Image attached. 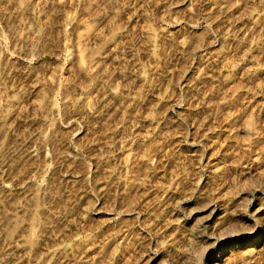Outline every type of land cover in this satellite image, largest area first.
Returning <instances> with one entry per match:
<instances>
[{
    "label": "rangeland",
    "instance_id": "374dc122",
    "mask_svg": "<svg viewBox=\"0 0 264 264\" xmlns=\"http://www.w3.org/2000/svg\"><path fill=\"white\" fill-rule=\"evenodd\" d=\"M13 1H14V5L17 3L16 6L17 5L19 6V4H18L19 0H13ZM99 3L94 5V7H96V8L93 7V11L95 12V10H97L98 12L96 11L95 14H92L90 16L84 15L83 17H81V20H80L81 23L79 24V27L77 29H75L74 31H69L70 29H68V32L70 33V34L68 33V35L70 38L67 35L68 38L65 40V42H67V44L66 43L64 44L65 49L63 50V52H60V53L57 51V49L55 50L56 43L54 41L55 38L53 39V37L56 36V31H57L58 26L60 24L59 23V21L61 20L60 16H58V17L54 16L52 18V20L50 19L49 22L52 21L54 24L52 26L51 25L52 23L48 22L49 23V27H48L47 23H42L41 21L35 22L37 20L34 21V18H32L28 13H23V12L21 13V11H20V13H18L19 15L16 14L17 16L15 15V17L13 18V20L15 22L12 20V23L14 22L13 23L14 26H11L9 30H5V31H4V29H2V30L0 29V41L3 40L4 43L9 44L10 46L12 45L13 42H17L20 46V49H22V50H20L19 55H17V57L8 58V59H10L11 62H7L8 64L6 66L7 73L16 74L18 76L17 79H19V80L11 82L10 85L7 84V88H6V85H0V89L1 88L3 89L5 86V90L1 89L2 92H0V188L2 187L1 185L4 184V178L2 177L3 176V169H2L3 168L2 167L3 162L2 161H9V163H10V161L12 160V165H13L16 161L17 162L19 161V157H20L21 153L26 154V150H29L28 153L30 152V154L32 156V157H29L30 161L28 160L29 162L28 163L26 162L24 164L25 169L27 171L29 170L28 171L29 173L25 174V170L23 169V170H21V172H18L19 174L17 172L15 174H13L12 179L7 180V182H11V183L16 182L18 184V186L14 187L13 192H12V196H10V198L8 200L10 203L9 202H8V204L6 202L3 203L6 200H5V198L2 199L3 196L0 195V203L2 202L0 204V228H1L0 229V239H1L0 240V254L2 252V247L4 245L2 238L5 237V233H6L7 228L9 227V223H10V227H11V225H14V223H15L13 215H10V214H13V212L12 213L10 212L11 210L13 211L14 208H16V209L21 208L18 210L19 212L21 211L20 213L18 212V214H19L18 216H22L20 218H22V220L25 221L24 223L22 221L21 225H20V226H23L22 228L24 230L23 234L19 235L20 236L19 239L21 238L20 239L21 243H23L22 240H24V238H26L25 236L28 235V233H27V229L29 227L28 225L34 224L35 227L40 226V228H38V229L36 228V231H38L36 234H37V236L39 235L38 238L40 239V242H41V243H39L40 245L38 244L39 246L37 247V249H39L38 253H40V256L38 254L37 257H35V256L33 257L32 253L30 251V248L28 246H26V248H24V250H22L24 253L22 252L20 254L21 256H17L15 259L17 262L20 261L21 264H25L26 262L28 264H30V262H31V264L32 263L33 264H44V263L45 264H61L63 261L60 262L59 259L61 257L66 256V255H67V258L65 257L64 259L65 260L67 259V262L69 260L70 264H73V263L74 264H123V263L124 264H131V261L133 264L134 261L136 260V258H138L140 255V254L137 255V253H139L138 252L139 248H141L140 246H143V244L145 245V243L148 240H150V239L157 240L158 246L161 245L160 242H162V240H163V238H161V237L164 234H161V232L158 231V229H155L154 226L149 225L151 223V221L154 219H152V217H151V220L149 221V219L147 220L146 217H144V215L141 216L142 217L141 220H137V218H135L134 215L127 216L125 213H122V209H121L122 202L127 203L129 200V196H131V194H134V192L131 190H134L135 184L138 183V179H140L142 176L141 174H144V173H141V171L143 169L140 170V168H142V166L145 167L148 164L149 165L153 164L151 160H153L152 157L154 154L159 153L161 156L160 158H163V160H166V159L169 160L168 157H171V155H172V157L170 158V161H172L174 159L173 161L175 163L172 161V164L173 165L175 164V166L177 165L178 167L179 166L182 167L183 165H185V164H183V162H184L183 160H186L185 161L186 165L188 166L189 169H191L192 166H190V165H193V164H190L191 163L190 160H192V159H190L191 157L189 156V154H190L189 148L185 146L186 144H182L184 146L181 145L182 146V147L180 146L181 148L179 146L173 145L174 141L175 142L178 141L177 137H175V136L177 135L176 130H179V129L177 127L176 128L174 127L176 125L175 123H180V122L189 123V122H191L193 117H195V116L200 117L199 115H201L200 119L201 118L203 119V116H204V118L207 117L206 119H209L211 117V115H212L211 118H213V114L216 113L217 105L219 104V102H220V104H222V103L223 104H233L231 111H233V110L238 111V112L241 111L240 113H242V115H244V116L246 115L245 118H247L248 116H251V114L255 113L254 115L256 117L253 118L254 116L252 115L251 118L254 119L253 121H255V122H253V124L256 125V126L255 125L254 126L259 131L258 136H257L258 138L257 137H255L256 139L253 138L254 141H252V142L251 141L250 142H243V140L241 142L240 141L241 139H239L240 142H238V140L236 141V139H234V141H233V139H232L233 142L231 141V146L234 147L235 149H237L238 152L240 151L242 153V151H245L244 148H246L247 145H251V148L256 149L257 154L253 152L249 156V158L247 157V160H248L247 161L245 159V157H239V156H242V155H240L241 153L240 154L238 153L239 155L237 153H234V156L237 157L236 159L240 160V162H238L237 160L236 161H237V163H240V166H242V169H243V167H249V169L251 168L250 169V177L254 180L258 177L259 173L261 174L262 171L264 172V167H263L264 166V164H263L264 158L262 157L264 155L263 154L264 151L262 149V148H264V147H262V146H264L263 145L264 144V142H263L264 141V108H263V106H264V91H262L264 89V82H262L264 79V0H110V1L109 0H100ZM82 4H84V5L81 6V9H83L84 6L89 7L88 4H86L87 6L85 5V3H82ZM102 8H103V10H102ZM81 9H80V11H81ZM226 9H228V10H226ZM225 10H226V12H225ZM106 11H107V13H106ZM227 11H229V12H227ZM67 12H68V14L71 15L72 12H74V11H72V9L70 8L68 11H66V13ZM249 12L253 13V14L250 15ZM230 14H232L234 16H232V15L230 16ZM25 15H28V16H25ZM218 15L220 18L218 17ZM255 15L257 17V20H256ZM236 16H238V17H236ZM244 16H245V18H244ZM247 16H249V17H247ZM250 16L251 17L253 16V19L256 20V23H253V20ZM217 17L219 18V20ZM233 17H235V18H233ZM216 18L218 21H215ZM228 18L230 20L229 24L226 23V22H228V20H227ZM236 18H238V19H236ZM28 19H29V21H28ZM239 19L241 20V22H239L240 21ZM247 19H249V20H247ZM102 20H104V21H102ZM219 21H222V22H219ZM231 21L233 23L235 21L234 26H233V23ZM216 22H218V25L225 23V25H227L228 28L231 29V33H230L231 35L229 37L224 36V35L219 36L218 33H216L217 32L216 29L218 26L216 24ZM29 23H30V25L34 24L33 25L34 27L32 28V26H30ZM40 24H43V25H40ZM98 24H100V25H98ZM101 24H102V27H101ZM121 24L123 26L126 25L127 26L126 29H124ZM241 24H243V25H241ZM244 24H245V26H244ZM246 25L247 26L249 25V28H246ZM56 26H57V29L55 30ZM26 27H27V30H26ZM89 27H90V29H89ZM38 28H40V29H38ZM43 28H45V29H43ZM214 28H216V29H214ZM11 29H13L12 31H14V32L10 31ZM239 29H242L243 33H246V35H248V34L249 35L245 37L244 36L245 34H242L241 36H238V38H236L237 33H233V32L238 31ZM8 31L11 33H9ZM46 31H47V34H46ZM2 32L5 33L4 37L2 36L3 35ZM52 32H54V33H52ZM99 32H100V34H99ZM253 32H255V33L258 32V33L254 34ZM83 34H86V35H83ZM90 34H92V35H90ZM208 34L210 36H212V35L216 36V40H217L216 45L217 46L213 49V51L215 49H216V51H222V52L224 51L225 56L227 54L226 58L230 55L229 56L230 58L229 57L227 58L228 61L230 59V61L232 62L231 63L229 61L230 66L225 67L223 64V62H225V61H223L222 58L221 59L219 58V60H217L216 62H213L215 64L211 63L210 65H206L204 62H202L203 61L202 60L203 58L201 57L202 53L200 52V49L198 50L197 44L199 42L200 43L203 42V40L208 36ZM250 34H252L253 36H251ZM47 36H49V37H47ZM84 36L85 37L91 36L92 42L90 45L92 46V44H93L92 47H94V48L97 47V49H99V47H103V46L107 47L110 45L111 40L112 41L115 40L117 45H118V49H117V53H116L115 57H113L114 59L113 58H112V60L105 59V56H104L105 54L102 53V52H104V50L103 51L102 50L101 51H94L95 50L94 49L92 51L91 46H90V48L89 47L86 48L85 44H83L84 39H85ZM222 36L225 37L226 40ZM40 37H41V39H40ZM243 37H244V39L247 40V42H246V40L243 39ZM79 38H80V40H79ZM228 38L231 42L228 41ZM248 38H251L252 40L248 39ZM43 39H45V40L43 41ZM39 40H40V42H39ZM108 40H109V42H108ZM183 41H185V42H183ZM195 41H196V43H195ZM238 42H239V44H236ZM181 43H183V44H181ZM190 43L192 44L193 47L190 45ZM229 43H231V44H229ZM240 43L241 44L244 43V44L241 45ZM253 43H255V45ZM234 44H236L238 46H236ZM82 45H84V46H82ZM185 45L187 46V49H186ZM40 47H41V49H42V47H46L47 51H45L44 53L43 52L40 53V55L38 54L37 57H35L32 61L31 60L27 61L26 59H24V56L26 54H28L32 50L36 51V50L40 49ZM243 47L246 51L242 50ZM251 47H253L254 50ZM50 49L52 50V52ZM235 50H236V52H235ZM241 50H242V52L244 51L243 53H244V56H246V57H244V56L242 57L243 54H242ZM247 50L249 52L248 56H247V53H248ZM237 51L240 53H238ZM253 51H254V53H253ZM81 53H83V54H81ZM195 53L198 55H196ZM53 54H55V55H53ZM133 58H135L134 61H133ZM81 59L82 60L85 59L83 62H84V64H86L85 65L86 68H89V67L90 68H102L101 72L99 74L94 73V75H92L93 77L91 75H89L90 76L89 77L87 74L80 72L79 68L82 67L81 66ZM86 59H87V61H86ZM244 59H246V61ZM243 60L245 61V64H244ZM198 61H200L201 63ZM134 63L136 64V67L139 70L138 72L133 71V68H135ZM216 63L218 65L220 64V66H218ZM1 64H2V66H1ZM232 64H234V66ZM3 65H4V62L2 60H0V68L3 67ZM221 66H224V67H221ZM210 67L211 68L212 67L213 68H215V67H217V68H236L237 67V68H242V69H240V72H242V73L238 72L237 75L232 73L230 75L231 80H229L228 78H225V80H223L224 79L223 77H222L223 79L221 77L219 79H216L215 81L218 80L217 83H215V82H213V83L218 85V88H217V86H216V88L219 89V91H218V94H217L216 99H215V102L217 100L218 101H217V103L214 104L215 106H213V108H215V109L207 108V110H206V108L205 109L203 108L201 111L196 110L194 107H192V105L190 107L188 105L191 98L194 97V94H192V88L190 89L189 88L190 86L184 87V85H182L180 83V80L177 79V78L180 79V77H181L180 72H182V69H180V68H183V69L186 68L187 73L190 70L188 73V75H190L191 73L192 74L195 73L192 68H210ZM244 68H245V70H244ZM247 68H248V71L246 72ZM253 68H256V69H253ZM258 68L260 69V71ZM250 72L252 75L250 74ZM256 72L258 75L256 74ZM134 73H135V76H134ZM177 74L180 77H178ZM52 75L57 77V84L53 87L50 84H48L49 83L48 77L50 78V76H52ZM38 76H39V79H38ZM44 77H46V79ZM235 77L238 79H236ZM31 78H35V79H31ZM36 78H37V80H36ZM246 78L247 79L250 78V79L246 80ZM259 79H261V80H259ZM61 80H62V82H61ZM67 80H68V82H67ZM240 80L241 81L243 80L242 81V88L240 90L243 89L242 91H244V92H242V91L240 92V90L239 91L237 90L238 89L237 84L241 85ZM245 80H246V82H245ZM255 80H256V82H255ZM32 81H33V83H32ZM35 81L37 84L36 83L34 84ZM226 81H227V83H226ZM219 82H222V83H219ZM243 82H245V83H243ZM260 82H261V85L259 84ZM246 83H248V84H246ZM255 84H256V86H255ZM257 84H259L260 86H257ZM177 85H179V86H177ZM180 85L183 87H180ZM232 85L237 86V89H235V90L238 92H236V91L234 92V90L232 91V90L226 89ZM245 86L249 87V89H250V87L252 89H254V86H255V88H256L255 91L257 90V92L250 89V91L251 90L252 91L247 93V91H249V89L247 88V91H245L246 90ZM260 87L263 89H260ZM223 88H225L226 90H224ZM7 89H8V91H7ZM28 90L31 91L32 93L31 92L28 93L29 92ZM182 90H183V92H182ZM186 90H187V92H186ZM24 91H25V93H24ZM228 91L229 92L231 91L232 93H229ZM261 91L263 92V94L261 93ZM6 92H7V94H6ZM180 92H181V94L182 93L183 94L181 95ZM189 93H191V95H189ZM228 93H229V95H228ZM240 93H242V94H240ZM246 93H247V95L243 96L245 101L241 102V101H243L242 95H244ZM251 93L252 94L258 93V94L252 95ZM259 93H261L262 95ZM224 94H226V95H224ZM235 94H237V95H235ZM25 96H27V97H25ZM251 96H252V98H251ZM188 97H189V100H188ZM220 97H222V98L226 97L225 99L229 98V100H232V102L228 101V99L227 100H225L224 98L220 99ZM249 97H250V100L251 99L255 100V98L257 100H255V101L251 100L250 101ZM260 98H262V99H260ZM28 99L30 100L29 102H28ZM184 99H185V101H184ZM233 99H236V100H233ZM246 99H247V101H246ZM24 100H27V101H24ZM33 101H34V103H33ZM221 101H222V103H221ZM234 101H237V102H234ZM238 101H240V103ZM90 102H91V104H90ZM225 102H227V103H225ZM259 102H261V103L259 104ZM134 103H135V105H134ZM142 103H144V104H142ZM180 103H182L183 105H180ZM220 104L218 105V108H219V106L220 107L222 106ZM242 104L244 107H247L250 109L246 108V112H244L245 110H244ZM253 104L256 106H254ZM15 105H16V107H15ZM19 105L23 109H26V107H27L28 108L27 112L20 115L19 116L20 118L19 117H16V118L13 117V119L12 118L9 119L10 122L7 120L6 123H4L5 122L4 116H6L10 110L19 108L20 107ZM23 105H24V107H23ZM32 105H33V107H32ZM178 105H180L181 107ZM185 106H186V108H185ZM9 107L10 108L12 107V108L10 109ZM254 107L256 108L254 113L249 114L252 109H255ZM238 108L239 109L242 108V109L239 110ZM140 109L142 111H140ZM208 109L211 111L210 113H212V114H210L208 112L209 111ZM212 110H214V111L212 112ZM197 111H199L201 113H198ZM50 112H52V113H50ZM139 112L141 113L140 116H139ZM192 112H194L195 114ZM205 112H207L206 115H205ZM151 113L152 114L154 113L155 116H154V114L152 115ZM183 113H184V115H183ZM189 113H190V115H189ZM202 113H204V114L202 115ZM135 114H137V115H135ZM187 114H188V116L184 117ZM134 115H135V117L133 118ZM145 116L148 118H144ZM163 116H165V117H163ZM151 117H154V118L150 119ZM189 117L191 120L189 119ZM130 118H131V120H133V119L134 120L137 119L136 121L139 120L138 123H141V124L144 123L143 125H144L145 131H147V133H145V135H144V130H143L142 135L137 134L139 136H137V135L131 136L130 130H129L131 128V125H132L130 123L131 122ZM140 118H141V120H140ZM184 119H186V120H184ZM148 120L152 123H149ZM158 120H160V122ZM176 120H178V121H176ZM5 124H7V125H5ZM149 124L151 126H149ZM170 124H171V127L169 126ZM146 125H148V126L146 127ZM114 128L118 129L120 132L121 131L124 132V133L121 132L122 134H120V135H122L119 137L121 139V141L119 140L118 142L117 141L115 142L114 138L110 137V136H113V134L110 135V133H113L112 131L115 130ZM115 131H117V130H115ZM259 133H261V134H259ZM146 134H147V136H146ZM162 134H164V135L161 136ZM167 135H169V136L171 135L170 136L171 138ZM136 137L138 140L136 139ZM166 137L168 139H166ZM111 138H113V142H112ZM172 140H174V141H172ZM255 140L257 143L255 142ZM130 141H131V143H130ZM184 142H186V141H184ZM46 143L48 145H46ZM110 143L111 144L114 143V144L111 145ZM232 143H234V144H232ZM241 143H242V145H241ZM255 143L257 145H259V147L258 146L256 147V145L253 146ZM101 144H108V145L110 144L109 146L106 145L108 147L116 146V145H117V147H119L118 145H120L121 149H116L115 153H117V154H115V153L112 154V155H114V157H113L114 160L112 161L113 164H111V165H114V166L116 165L115 166L116 168L112 166V170L114 171V173H113L114 178H112V180H110V181H109V178L102 179V181H100V183L99 182L96 183L94 181L93 174L91 173L92 171H90V169L95 170L98 163L101 162L100 160L104 161L105 159H109L108 156L110 157L109 153H107L108 156L106 154L107 158L105 156H104L105 157L104 158V157L99 155V148H97V147H99ZM168 144L169 145L171 144L172 146L168 147L169 146ZM235 144H236V146H233ZM43 145H46V146H43ZM163 145H165L166 147ZM40 147L41 148L43 147V148L41 149ZM242 147H244V148H242ZM171 148H173V149H171ZM234 148L232 149V151L234 150ZM257 148L258 149L261 148L260 151L263 152L262 153L263 155L261 154V157L263 158L262 160L260 158H258V156L260 157L261 152H257ZM22 150H23V152H22ZM159 150H160V152H159ZM17 151L21 152V153L18 154ZM31 151L34 154H32ZM168 151H170V152H168ZM174 151H177L176 152L177 154ZM180 151H182V152H180ZM185 151H187V152H185ZM97 152H98V154L96 155ZM10 153H12V155ZM94 153H95L96 157L94 156ZM166 153L169 155H165ZM178 153H179V158L177 156ZM185 153H187L188 155ZM35 154L36 155L39 154L38 155L39 157H37ZM135 154H137V155H135ZM183 154H184V156H183ZM235 154H237V155H235ZM34 155L36 158L34 157ZM173 155H176L175 158L173 157ZM98 156L100 157L99 159H98ZM147 156H148V158H147ZM166 156H168V157H166ZM255 156L257 157V159H255ZM8 157H9V160L7 159ZM33 157H34V159H33ZM182 157L183 158L185 157V158L182 159ZM251 157H254V158H251ZM12 158L15 160V162L13 161ZM31 158H32V160H31ZM63 158H66V159H63ZM164 158H166V159H164ZM241 158H243V159H241ZM69 159H70V161H69ZM255 160H257V161H255ZM261 161H263V162H261ZM96 162H97V164H95ZM132 163L134 164V166L136 168H139L140 165H141V167L138 170L136 168H134L135 170H130L131 172H129V171H127V169H128L127 167H129V165H133ZM254 163H255V165H254ZM257 163L258 164L260 163L259 165L262 166V167H260V169H262V171H260V172L258 171V169L256 167L258 165ZM137 166H139V167H137ZM180 167L178 168L179 172L181 171ZM197 167H199V166L195 163V165H193L191 170H197L198 172L197 171H195V172H196V174L197 173L199 174V175H197L198 176L197 178H195V176L193 177L194 180L201 178L203 181V184L201 185L202 187L199 188V190H201V188H203V190H202L203 196L206 193L209 194V195L206 194L204 197L211 198L213 200L214 204L215 203L218 204L220 202L218 205H221L222 208L229 207L230 205L232 206V204L237 206V207L240 206L242 208V210L238 207V212L236 215L237 217L234 216L233 219L237 220V221L236 220H234V221H236L239 224L240 229H241V227H243V228L245 227L246 229H248L247 231H245L246 229H243V231H245V233H251L254 229L255 218L252 214V209H248L246 207L244 208L245 205L242 207V205L246 204V203L243 200L244 196L240 193L241 189L244 187L243 184L245 183V181L241 179L242 182L240 181L239 184L242 183L241 186L243 185V187H241L238 184L239 185L238 188H237V186H235L233 184V182H232V184H230V186L229 185H223L220 181H218V180L214 181L215 179L214 178L212 179V175L209 174L210 170L207 171L208 169H205L206 167L203 166L205 170L202 167L201 168L202 171L200 170V167L199 168H197ZM253 167H255V168H253ZM189 169H188V171L192 172ZM43 170H45V171H43ZM47 171H48V173H47ZM42 172L45 173V177L43 175L44 173L42 174ZM136 172H138V173H136ZM180 173L183 175V177H185L184 176L185 174H183V171H181ZM256 173H258V174H256ZM16 174H17V176H16ZM90 175H92V176H90ZM207 175H209V176H207ZM251 175H253V177ZM35 176H37V177H35ZM199 176H201V177H199ZM16 177H17V179H16ZM134 177H135V179H134ZM136 177H137V179H136ZM205 177H207V178H205ZM129 178H132V179H129ZM44 179L46 180V182L50 181L52 184L50 182L49 183L47 182L49 184L48 185L46 182H44ZM252 179H251V181H253ZM257 179H259V178H257ZM104 181L107 183L108 186L105 185ZM114 181H116V182H114ZM213 181L216 184H214ZM109 182H111V183L109 184ZM192 182H194V181H192ZM208 182H211V183H208ZM217 182H220V183H218L219 185H217ZM16 183H14V184L17 185ZM44 183L46 184V187H47V188L44 187V190L46 189L45 190L46 192L43 191L44 193H41L42 191L39 192L37 189H40L39 188L40 184L43 185ZM133 183H135V184H133ZM73 184H74V188L75 187L79 188V187L85 186L86 187V193L95 202V206L97 205V208L102 206L100 208H102V210H105L104 213L109 211V213L108 212L107 213L109 215L110 221L99 220L100 216H98V214L96 213L97 212L96 208H95V206H93L94 209L92 208L90 210L91 211L89 214L90 217H88V220H87V223L89 222L90 224L89 223L87 224L86 222L84 224L82 223L83 225L80 223H76L75 224L76 226L74 225V227H72V229L70 231L66 230L67 235L65 234V237H64L66 239L63 238L61 240L55 241L56 236L59 235L58 233H61V232L63 233L64 229H65V227H64L65 224L63 222L64 221L63 214L65 213V210L66 211L69 210L72 213L75 211L74 212L75 215L76 214L78 215V213H79L77 211V209L74 206H72V204H70L68 202L66 203L64 200H62L63 202L60 201L62 199L64 189L67 188L68 186H69L68 188L73 187ZM102 185H104L105 187L101 190V188L103 187ZM207 185H209V186H207ZM212 185H213V187H212ZM222 185L225 186L224 187L225 189H226V187H228V188L230 187L229 191H231V189H232L233 192L231 191L232 192L231 194H224V193H230V192L228 191V189L226 192V190H224V188L221 187ZM218 186H219V188H218ZM187 187H185V188H187ZM189 187H190V185H189ZM189 187L187 188V190L189 189ZM185 188L183 190V192L185 194L182 192V194L180 195L181 199H183L184 197L189 195L188 192H190V191H187ZM207 188H209V190ZM235 188H237L236 192L238 191V189L240 190V192L238 191L237 194L235 192L236 195L233 196L234 191H235L233 189H235ZM155 189L152 187L150 189V191L153 192V191H155ZM204 189H206L205 191H207V192H205ZM217 189L219 191L220 190H222V191L219 192ZM129 191H131V192H129ZM150 191H149V195L151 193ZM208 191H210L211 194ZM223 191H224V193H223ZM14 192H15V194H14ZM32 192H34V193L37 192V194H34ZM38 193H40V195ZM128 193H130V195ZM154 193H156V192H154ZM220 193L224 194V195H221ZM31 195H33V196H31ZM37 195L40 196V197H38L39 198L38 200L45 207L42 205L41 206L39 205L37 212L35 211L36 212L35 213L33 211L36 214V216H37L36 217L34 213L32 214L28 211L30 208L31 209L33 208L35 210V207H31V205L33 206L32 200ZM41 195H42V197H41ZM149 195H147L148 199H149V200H147V202L150 200H151V202H149V203L145 202V203L149 204V205H147V204L146 205L149 207L148 208L149 213H151V212H153L151 209L155 208L154 206H156V203L158 201V197L156 196L157 197L156 198L155 194L153 196V193H151L153 198L150 199L151 195L150 196ZM225 195H229V197L225 196ZM16 196H18V197H16ZM222 196L223 197L225 196L226 199L222 198ZM236 196H237V198H236ZM27 197H31V199L30 198L28 199ZM126 198H128V199H126ZM29 200H31V201H29ZM153 200H156V202ZM215 200L216 201L218 200V201L215 202ZM241 200H243V201H241ZM120 201H122V202H120ZM235 201L237 203H234ZM16 202H17V204H16ZM26 202L27 203L29 202L30 204L29 203L26 204ZM56 202H58L59 204L57 203L58 204L57 205ZM227 202H231V203L228 204ZM12 203L16 204V205L14 204L15 207L13 206ZM41 203H39V204H41ZM240 203H241V205H240ZM3 204L5 207L7 206V208H5L3 206ZM20 205L23 206L24 208L21 207ZM68 205L70 206V208L68 207ZM152 205H154V206H152ZM12 206H13V209H11ZM56 206H57V209H56ZM60 206L61 207L63 206V207L61 208ZM177 206L175 209L176 210L175 211L176 217L169 218V216L171 217V215L165 216L168 218L163 217V219L164 218L166 219V220L164 219L165 220L164 224H166L168 226L169 231H167V232L168 233L170 232L169 235L172 234L169 238L166 239V241H168L167 242L168 243L167 248L169 250L168 254H170V256H172L171 259L174 258V260H176L178 258L179 259L182 258L184 260H188V259L190 260L191 259L193 261L195 259L194 255H196V252H198V250L201 249L202 244H200V243L197 244L198 243V242H196L197 240L194 239L192 230L190 231L191 225L192 224L197 225V223L201 222V224L199 223V225L201 227H199V225L197 227H199L201 229H206V231H209V229L207 227L205 220L204 221L200 220V219H202L203 215L201 214L200 211H198V207L196 204L193 203L191 205H188V207L182 205L183 209H182L181 205H177ZM27 207H29V209ZM42 207H44V209ZM72 208H75L74 211ZM141 208H142V206H141ZM195 208L197 209V211L195 210ZM243 208H244V210H247L246 213H245V211H243ZM7 209H9V211H7ZM22 209H23V211L26 210V212L22 213L23 212ZM40 209H42L41 211L44 214L43 213L41 214V211H39ZM190 212L192 213V215ZM29 213H30V215H28ZM38 213H40L41 215ZM239 213H240V215H239ZM33 215H34V217H33ZM56 216L59 219L56 218ZM24 217H26L25 218L26 220L24 219ZM27 217H29L30 220H29V218L27 219ZM31 217H33V218H31ZM199 217H201V218L199 219ZM34 218H36V220ZM61 218H63V221H61L62 220ZM111 219H113V220H111ZM28 220L30 223H28ZM47 220H48V222H47ZM55 220L58 222L61 221L62 225L63 224L64 225L61 226V222H59V224H58L59 228L56 227L55 226V222H56ZM167 220H168V222H167ZM3 221L6 223H4ZM102 221L104 223L100 224V223H102ZM131 222H134V223H131ZM171 222H173V223H171ZM125 223H127L128 228H127V225ZM130 223H131V225H130ZM136 223L141 224V226L139 224H136ZM162 223L163 222H161V224ZM42 224H44V225H42ZM95 224H97V225L95 226ZM132 224L134 226H132ZM161 224H160V226H161ZM168 224H170V225H168ZM240 224H242L243 226ZM54 226L56 227L55 228L56 231L53 228ZM119 226H121V227H119ZM131 226H132V229L129 228ZM25 227H27V228H25ZM114 227H115V229H114ZM133 227H134V229H133ZM202 227H204V228H202ZM41 228H42V230H41ZM99 228H100V230H99ZM86 230H88L89 232L88 231L86 232ZM151 230H152V233H150ZM176 230H177V232H176ZM263 230H264V228L260 229L259 232L263 231ZM118 232H119V234H118ZM125 233H127L128 235L127 234L125 235ZM168 233H166L167 236H168ZM77 234H79V236ZM156 234L157 235L159 234V237ZM189 234H191V236ZM129 235H130V237H128ZM69 236H70V238H69ZM155 236H156V238H155ZM244 237L241 238V240H243V241H239L236 248L235 247L234 248H231V247L226 248V252H225L226 253V260H224L225 262L220 261L221 264L222 263L223 264H264V240L260 239L258 242H255V244H253V245L252 244L247 245V244H245L246 238H244ZM190 238L193 240V242ZM247 238H248V240L250 239L249 236ZM172 240H174V241H172ZM187 240H189V241H187ZM126 242H128V243H126ZM190 243H191V245H190ZM55 244L57 245V247H55ZM88 244L90 246H88ZM196 244L198 246H200V245L201 246L199 248H196L197 247ZM193 245L195 246V248ZM134 247L136 248V250L134 249ZM160 247L161 246H159L157 249L159 253L164 248V247H161V248ZM183 247L186 248L185 251H184ZM187 247L189 248L188 252H186ZM130 249L132 251H130ZM181 249L183 250V252ZM41 250L43 251V253L41 252ZM55 250H58V251H55ZM179 250L181 253L179 252ZM190 250H192V251H190ZM216 250L217 249H215L214 251H216ZM28 251H30V252H28ZM119 251H121V252H119ZM129 251L131 252V254ZM214 251H211V254L213 257L216 255V253ZM172 252H173V255H175V256H176V253L177 254L179 253V254L175 258V256L173 257V255H171ZM189 252H191V253H189ZM192 252H193V254H192ZM122 253H124V254H122ZM128 253L130 255L134 254V257H133L134 259L132 258L134 261L131 259L132 256L130 257V255H128L129 257H127ZM152 253H156V251H154ZM24 254H25V256H24ZM54 254H56V256ZM59 255H61V257ZM81 255H83V256H81ZM110 255H112V257H113V255H115L113 257V261L109 259L111 257ZM182 256H184V257H182ZM188 256H190L192 258H190ZM236 256H238V257L236 258ZM22 257H24V258H22ZM28 257H29V259H28ZM26 258L28 260L25 261L24 259H26ZM130 259H131V261H130ZM135 263L137 264L138 261H135Z\"/></svg>",
    "mask_w": 264,
    "mask_h": 264
},
{
    "label": "bare ground",
    "instance_id": "6f19581e",
    "mask_svg": "<svg viewBox=\"0 0 264 264\" xmlns=\"http://www.w3.org/2000/svg\"><path fill=\"white\" fill-rule=\"evenodd\" d=\"M110 1V0H109ZM100 2V0H19V6L17 5L16 6V4L14 5V1L13 0H0V29L2 30V29H4V31L5 30H9L10 29V27L11 26H14L13 25V23L15 22L14 20H13V18L15 17V15L16 14H18V13H20V11H21V13L23 12V13H28L32 18H34V21L35 20H37V21H35V22H38V21H41L42 23H47V25H48V27H49V23L51 22L52 24V26H53V22L52 21H50L49 22V20L51 19L52 20V18L54 17V16H56V17H58V16H60L61 17V20L59 21V26H58V29H57V26H56V28H55V30L57 29V31H56V36H54L53 37V39H54V41H55V43H56V46H55V50L57 49V51L60 53V52H63V50L65 49L64 48V44L66 43L67 44V42H65V40L69 37V35H68V29H70L69 31H74L75 29H77L78 27H79V24L81 23V17H83L84 15H92V14H95V12L97 11V10H95V12L93 11V7H94V5H96V4H98ZM82 3H85V5L86 4H88L89 5V7H85L84 6V8L83 9H81V6H83L84 4H82ZM100 4V3H99ZM105 4V3H104ZM87 6V5H86ZM228 6V5H227ZM106 7V6H105ZM72 9V11H74V12H72V14L70 15V14H68V12L66 13V11H68L69 9ZM81 9V11H80V9ZM94 8H96V7H94ZM107 8V7H106ZM110 9V8H109ZM232 9V8H231ZM102 10H103V8H102ZM123 10V9H122ZM226 10H228V9H226ZM226 10H225V12H226ZM230 10V9H229ZM113 11V10H112ZM111 11V12H112ZM98 12V11H97ZM102 12V11H101ZM109 12V11H108ZM224 12V13H225ZM227 12H229V11H227ZM106 13H107V11H106ZM236 13V12H235ZM250 13V12H249ZM112 14V13H111ZM122 14V13H121ZM251 14H253V13H250V15ZM19 15V14H18ZM21 15V14H20ZM128 15V14H127ZM232 14H230V16H231ZM17 16V15H16ZM25 16H28V15H25ZM24 16V17H25ZM232 16H234V15H232ZM254 16V15H253ZM253 16L251 17L252 18V20H253V23H256V20H257V17H256V15H255V17H256V20H254L253 19ZM122 17V16H121ZM218 17H219V15H218ZM217 17V18H218ZM236 17H238V16H236ZM242 17V16H241ZM247 17H249V16H247ZM28 18V17H27ZM111 18V17H110ZM126 18V17H125ZM217 18L215 19V21H218L219 20V18H218V20H217ZM233 18H235V17H233ZM244 18H245V16H244ZM83 19V18H82ZM214 19V18H213ZM236 19H238V18H236ZM235 19V20H236ZM12 20L14 21L13 23H12ZM228 20V22H226V23H228L229 24V18L227 19ZM232 20V19H231ZM240 20V19H239ZM238 20V21H239ZM247 20H249V19H247ZM251 20V19H250ZM22 21V20H21ZM24 21V20H23ZM28 21H29V19H28ZM96 21V20H95ZM102 21H104V20H102ZM125 21V20H124ZM237 21V20H236ZM244 21V20H243ZM17 22V21H16ZM49 22V23H48ZM56 22V21H55ZM111 22V21H110ZM219 22H222V21H219ZM225 22V21H224ZM232 22V21H231ZM230 22V23H231ZM239 22H241V20L239 21ZM245 22V21H244ZM243 22V23H244ZM83 23V22H82ZM233 23V22H232ZM234 23H235V21H234ZM233 23V26L235 25ZM247 23V22H246ZM245 23V24H246ZM261 23V22H260ZM39 24V23H38ZM126 24V23H125ZM215 24V23H214ZM216 24L218 25V22H216ZM220 24V23H219ZM237 24V23H236ZM245 24H244V26H245ZM248 24V23H247ZM27 25V24H26ZM29 25H30V23H29ZM34 24H32V25H30V26H32V28L34 27L33 26ZM40 25H43V24H40ZM97 25V24H96ZM98 25H100V24H98ZM113 25V24H112ZM122 25V24H121ZM241 25H243V24H241ZM51 26V27H52ZM123 26V25H122ZM29 27V26H28ZM50 27V28H51ZM55 27V26H54ZM101 27H102V24H101ZM107 27V26H106ZM112 27V26H111ZM126 25H124L123 26V28L124 29H126ZM215 27V26H214ZM243 27V26H242ZM253 27V26H252ZM255 27V26H254ZM53 28V27H52ZM51 28V29H52ZM122 28V29H123ZM234 28V27H233ZM244 28V27H243ZM246 28H249V25L247 26L246 25ZM245 28V29H246ZM15 29V28H14ZM30 29V28H29ZM38 29H40V28H38ZM43 29H45V28H43ZM47 29V28H46ZM89 29H90V27H89ZM123 29V30H124ZM214 29H216V28H214ZM13 29H11L10 31H12ZM26 30H27V27H26ZM48 30V29H47ZM50 30V29H49ZM212 30V29H211ZM217 32L216 33H218V35L220 36V35H224V36H230L231 34V29L230 28H228V26L227 25H225V23L224 24H220V25H218L217 26ZM244 30V29H243ZM248 30V29H247ZM256 30V29H255ZM41 31V30H40ZM43 31V30H42ZM52 31V30H51ZM96 31V30H95ZM235 31V30H234ZM254 31V30H253ZM257 31V30H256ZM259 31V30H258ZM9 32V31H8ZM12 32H14V31H12ZM45 32V31H44ZM49 32V31H48ZM125 32V31H124ZM212 32V31H211ZM3 33V32H2ZM7 33V32H6ZM9 33H11V32H9ZM52 33H54V32H52ZM72 33V32H71ZM123 33V32H122ZM233 33H237V36H236V38H238V36H241L242 34H245L244 36L246 37V36H248V35H246V33H243V31H242V29H239L238 31H235V32H233ZM232 33V34H233ZM254 34H257L258 32H253ZM252 33V34H253ZM4 34L5 33H3V37H4ZM13 34V33H12ZM29 34V33H28ZM41 34V33H40ZM46 34H47V31H46ZM51 34V33H50ZM70 34V33H69ZM99 34H100V32H99ZM125 34V33H124ZM213 34V33H212ZM211 34V35H212ZM252 34H250L251 36H253ZM44 35V34H43ZM67 35H68V37H67ZM83 35H86V34H83ZM90 35H92V34H90ZM42 36V35H41ZM53 36V35H52ZM47 37H49V36H47ZM46 37V38H47ZM72 37V36H71ZM85 37V36H84ZM123 37V36H122ZM223 37V36H222ZM232 37V36H231ZM235 37V36H234ZM256 37V36H255ZM45 38V37H44ZM70 38V37H69ZM203 38V37H202ZM224 39H225V37H223ZM222 38V39H223ZM13 39V38H12ZM40 39H41V37H40ZM51 39V38H50ZM243 39H244V37H243ZM248 39H251V38H248ZM21 40V39H20ZM45 39H43V41H44ZM79 40H80V38H79ZM83 40V39H82ZM202 40V39H201ZM226 40V39H225ZM239 40V39H238ZM244 40H246V39H244ZM252 40V39H251ZM13 41V40H12ZM200 41V40H199ZM228 41H230L229 40V38H228ZM250 41V40H249ZM8 42V41H7ZM39 42H40V40H39ZM70 42V41H69ZM83 42V41H82ZM91 42H92V39H91V36H88V37H85V39H84V42H83V44H85V47L87 48V47H89L90 48V44H91ZM108 42H109V40H108ZM119 42V41H118ZM183 42H185V41H183ZM231 42V41H230ZM240 42V41H239ZM239 42L238 43H236V44H239ZM246 42H247V40H246ZM252 42V41H251ZM44 43V42H43ZM187 43V42H186ZM195 43H196V41H195ZM225 43V42H224ZM11 44V43H10ZM108 44V43H107ZM126 44V43H125ZM181 44H183V43H181ZM217 44V40H216V36H210L209 34H208V36L203 40V42H199L198 44H197V47H198V50L200 49V52L202 53V62H204L206 65H210L211 63L212 64H215V63H213V62H216L217 60H219V58L221 59H223V61H225V62H223V64H224V66L225 67H228V66H230V63H229V61H230V59H229V61H228V57L230 56H228L227 58H226V56H227V54H226V56H225V54H224V51L222 52V51H216V49L213 51V49L217 46L216 45ZM229 44H231V43H229ZM236 44H234V45H236ZM241 44V43H240ZM244 44V43H243ZM243 44H241V45H243ZM246 44V43H245ZM249 44V43H248ZM254 45H255V43H253ZM187 45V44H186ZM185 45V46H186ZM190 45L192 46V44L190 43ZM233 45V46H234ZM240 45V46H241ZM49 46V45H48ZM82 46H84V45H82ZM92 46H93V44H92ZM91 46V49H92V51L94 50V51H103L104 50V52H102L103 54H105L104 56H105V59H107V60H112V58L113 57H115V55H116V53H117V49H118V45H117V43H116V41L114 40V41H112L111 40V43H110V45L109 46H103V47H99V49H97V47H92ZM183 46V45H182ZM188 46V45H187ZM187 46H186V49H187ZM236 46H238V45H236ZM248 46V45H247ZM261 46V45H260ZM50 47V46H49ZM193 47V46H192ZM242 47V46H241ZM246 47V46H245ZM103 48V49H102ZM189 48V47H188ZM251 48H253V47H251ZM37 49V48H36ZM183 49V48H182ZM193 49V48H192ZM222 49V48H221ZM228 49V48H227ZM20 50H22V49H20V46H19V44L17 43V42H13L12 43V45L10 46L9 44H7V43H4L3 42V40H1L0 41V60H2L3 62H4V65H3V67H1L0 68V85H6V88H7V84H9L10 85V83L11 82H14V81H16V80H19V79H17V75L16 74H14V73H7V71H6V66H7V62H11L10 61V59H8V58H11V57H13V58H15V57H17V55H19V52H20ZM49 50V49H48ZM51 50V49H50ZM68 50V49H67ZM191 50V49H190ZM196 50V49H195ZM240 50V49H239ZM242 50H244V51H246L245 49H244V47H243V49ZM242 50H241V52H242ZM253 50H254V48H253ZM45 51H47V48L46 47H42V49H41V47H40V49H38V50H36V51H34V50H32V51H30L28 54H26L25 56H24V59H26L27 61H32L35 57H37V55L39 54L40 55V53H44ZM66 51V50H65ZM70 51V50H69ZM189 51V50H188ZM243 51V52H244ZM51 52H52V50H51ZM234 52V51H233ZM235 52H236V50H235ZM238 52V51H237ZM242 52V57L244 56V53ZM247 52H248V50H247ZM68 53V52H67ZM199 53V52H198ZM227 53V52H226ZM230 53V52H229ZM238 53H240V52H238ZM246 53V52H245ZM253 53H254V51H253ZM81 54H83V53H81ZM196 54V53H195ZM194 54V55H195ZM248 54H249V52L247 53V56H248ZM251 54V53H250ZM53 55H55V54H53ZM57 55V54H56ZM101 55V54H100ZM196 55H198V54H196ZM241 55V54H240ZM232 56V55H231ZM83 57V56H82ZM103 57V56H102ZM199 57V56H198ZM233 57V56H232ZM244 57H246V56H244ZM12 58V59H13ZM85 58V57H84ZM200 58V57H199ZM230 58V57H229ZM251 58V57H250ZM114 59V58H113ZM134 59L135 58H133V61H134ZM247 59V58H246ZM246 59H244L245 61H246ZM85 59H81V68H79L80 69V72H82V73H84V74H87L88 76L89 75H94V73L95 74H99L100 72H101V69L102 68H86L85 67V65L86 64H84V61ZM106 60V61H107ZM200 60V59H199ZM232 60V59H231ZM237 60V59H236ZM243 60V61H244ZM86 61H87V59H86ZM201 61V60H200ZM200 61H198V62H200ZM245 61H244V64H245ZM93 62V61H92ZM195 62V61H194ZM220 62V61H219ZM231 62V61H230ZM238 62V61H237ZM201 63V62H200ZM199 63V64H200ZM232 63V62H231ZM240 63V62H239ZM93 64V63H92ZM106 64V63H105ZM135 64V63H134ZM217 64V63H216ZM10 65V64H9ZM201 65V64H200ZM218 65V64H217ZM222 65V64H221ZM233 66H234V64H232ZM236 65V64H235ZM1 66H2V64H1ZM218 66H220V64L218 65ZM217 66V67H218ZM224 66H221V67H224ZM80 67V66H79ZM94 67V66H93ZM206 67V66H205ZM214 67V66H213ZM192 68L193 69V71L195 72V73H191L190 75H188V73H189V71H188V73H187V71H186V68L185 69H183V68H180V69H182V72H180L181 73V77L178 75V77H180V79L179 78H177L178 80H180V83L182 84V85H184V87H186V86H190L189 88L191 89L192 88V94H194V97L193 98H191V100H190V102H189V107L192 105V107H194L196 110H202L203 108L205 109L206 108V110H207V108H209V109H211V108H213V106H215L214 104L215 103H217V101L215 102V99H216V96H217V94H218V91H219V89H217L218 88V85H216L215 83H217V81H215L216 79H219L220 77L223 79V80H225V78H228L229 80H231V77H230V75L233 73V74H235V75H237V73L238 72H240V69H242V68H217V67H215V68ZM251 68V67H250ZM179 69V68H178ZM179 69V70H180ZM189 69V68H188ZM252 69V68H251ZM253 69H256V68H253ZM259 69V68H258ZM178 70V71H179ZM244 70H245V68H244ZM133 71L134 72H138L139 70H138V68L136 67V64H135V68H133ZM248 71V68H247V70H246V72ZM259 71H260V69H259ZM245 72V71H244ZM121 73V72H120ZM240 73H242V72H240ZM249 73V72H248ZM253 73V72H252ZM250 74H251V72H250ZM254 74V73H253ZM256 74H257V72H256ZM255 74V75H256ZM260 74V73H259ZM246 75V74H245ZM249 75V74H248ZM252 75V74H251ZM258 75V74H257ZM32 76V75H31ZM85 76V75H84ZM134 76H135V73H134ZM242 76V75H241ZM244 76V75H243ZM254 76V75H253ZM36 77V76H35ZM47 77V76H46ZM46 77H44L45 79H46ZM82 77V76H81ZM90 77V76H89ZM93 77V76H92ZM246 77V76H245ZM259 77V76H258ZM27 78V77H26ZM30 78V77H29ZM115 78V77H114ZM236 78V77H235ZM31 79H35V78H31ZM38 79H39V76H38ZM48 79H49V83L48 84H50L52 87L53 86H55L56 84H57V77L56 76H50V78L48 77ZM63 79V78H62ZM69 79V78H68ZM236 79H238V78H236ZM244 79V78H243ZM248 79H250V78H248ZM247 78H246V80H248ZM257 79V78H256ZM29 80V79H28ZM36 80H37V78H36ZM73 80V79H72ZM221 80V79H220ZM246 80H245V82H246ZM252 80V79H251ZM259 80H261V79H259ZM39 81V80H38ZM177 81V80H176ZM241 81V80H240ZM243 81V80H242ZM242 81H241V85H238L237 83V86H238V89H237V86L235 85V86H230V87H228V88H226L227 90H234V92L236 91L235 89H237L238 91L242 88ZM28 82V81H27ZM61 82H62V80H61ZM67 82H68V80H67ZM70 82V81H69ZM213 82H215V83H213ZM245 82H243V83H245ZM250 82V81H249ZM255 82H256V80H255ZM258 82V81H257ZM262 82H264V79H263V81ZM16 83V82H15ZM32 83H33V81H32ZM36 83V81L34 82V84ZM219 83H222V82H219ZM224 83V82H223ZM226 83H227V81H226ZM239 83V82H238ZM253 83V82H252ZM30 84V83H29ZM37 84V83H36ZM59 84V83H58ZM246 84H248V83H246ZM260 85H261V82L259 83ZM259 84H257V86H260ZM62 85V84H61ZM137 85V84H136ZM221 85V84H220ZM245 85V84H244ZM254 85V84H253ZM177 86H179V85H177ZM216 86H217V88H216ZM241 86V87H240ZM247 86V85H246ZM245 86V87H246ZM255 86H256V84H255ZM255 86H254V89H252L251 87H250V89H252V90H254L255 91ZM3 87V86H2ZM147 87V86H146ZM180 87H183V86H181L180 85ZM263 87V86H262ZM118 88V87H117ZM247 88L249 89V87H246L244 90L245 91H247ZM258 88V87H257ZM2 89V88H1ZM1 89H0V92H2L1 91ZM224 90H226L225 88H223ZM250 89H249V91H247V93L248 92H251L250 91ZM260 89H263V88H261L260 87ZM2 90H5V86H4V88L2 89ZM189 90V89H188ZM223 90V91H224ZM243 90V89H242ZM242 90H240V92L242 91ZM7 91H8V89H7ZM29 91V90H28ZM69 91V90H68ZM190 91V90H189ZM238 91H236V92H238ZM259 91V90H258ZM262 91H264V89L262 90ZM261 91V93L263 94V92ZM31 91H29L28 93H30ZM117 92V91H116ZM125 92V91H124ZM182 92H183V90H182ZM186 92H187V90H186ZM229 92V91H228ZM242 92H244V91H242ZM255 92H257V90L255 91ZM260 92V91H259ZM24 93H25V91H24ZM32 93V92H31ZM105 93V92H104ZM126 93V92H125ZM229 93H232L231 91L229 92ZM229 93H228V95H229ZM247 93L246 94H244V95H242V97L243 96H245V95H247ZM261 93H259V94H261ZM5 94V93H4ZM6 94H7V92H6ZM118 94V93H117ZM180 94H181V92H180ZM183 94V93H182ZM181 94V95H182ZM238 94V93H237ZM237 94H235V95H237ZM240 94H242V93H240ZM252 94V93H251ZM253 94H255V95H257L256 93H253ZM252 94V95H253ZM261 94V95H262ZM114 95V94H113ZM186 95V94H185ZM189 95H191V93H189ZM224 95H226V94H224ZM233 95V94H232ZM250 95V94H249ZM30 96V95H29ZM231 96V95H230ZM240 96V95H239ZM25 97H27V96H25ZM33 97V96H32ZM102 97V96H101ZM181 97V96H180ZM236 97V96H235ZM238 97V96H237ZM241 97V96H240ZM19 98V97H18ZM143 98V97H142ZM222 97H220V99H221ZM224 99L226 98V97H223ZM222 98V99H223ZM232 98V97H231ZM251 98H252V96H251ZM255 98V97H254ZM30 99V98H29ZM28 99V102L30 101ZM33 99V98H32ZM182 99V98H181ZM219 99V98H218ZM228 99V101H231L232 102V100H229V98H227ZM227 99H225V100H227ZM238 99V98H237ZM260 99H262V98H260ZM100 100V99H99ZM124 100V99H123ZM188 100H189V97H188ZM233 100H236V99H233ZM239 100V99H238ZM241 100V99H240ZM249 100H250V97H249ZM248 100V101H249ZM251 100H253V99H251ZM250 100V101H251ZM255 100H257L256 98H255ZM255 100H253V101H255ZM259 100V99H258ZM24 101H27V100H24ZM132 101V100H131ZM179 101V100H178ZM184 101H185V99H184ZM245 100H244V97H243V101H241V102H244ZM246 101H247V99H246ZM262 101V100H261ZM17 102V101H16ZM22 102V101H21ZM187 102V101H186ZM234 102H237V101H234ZM239 103H240V101H238ZM33 103H34V101H33ZM32 103V104H33ZM140 103V102H139ZM183 103V102H182ZM182 103H180V105H183ZM221 103H222V101H221ZM225 103H227V102H225ZM246 103V102H245ZM249 103V102H248ZM252 103V102H251ZM261 102H259V104H260ZM263 103V102H262ZM12 104V103H11ZM19 104V103H18ZM28 104V103H27ZM26 104V105H27ZM56 104V103H55ZM69 104V103H68ZM90 104H91V102H90ZM142 104H144V103H142ZM186 104V103H185ZM219 104H220V102H219ZM218 104V105H219ZM258 104V105H259ZM25 105V106H26ZM87 105V104H86ZM134 105H135V103H134ZM139 105V104H138ZM180 105H178V106H180ZM218 105H217V109H216V113H214L213 114V118H211L212 117V115H211V117L209 118V119H206L207 117H205L204 118V116H203V119L201 118L200 119V117H201V115H199L200 117H193V119L191 120L190 119V117H189V119L191 120V122H189V123H182V122H180V123H175L176 125L174 126L175 128L177 127L179 130H176V133H177V135L175 136V137H177V142H175L174 140H172V141H174V143H173V145H176V146H181L182 144H186L185 146L186 147H188L189 148V152H190V154H189V156L191 157L190 159H192V160H190V164H193V165H195V163L200 167V170H201V168L204 166V167H206L205 169H208L207 171H209V174H211L212 175V179L214 178L215 180L214 181H216V180H218V181H220L223 185H229L230 186V184H232V182H233V184L235 185V186H237V188H238V186L240 185L241 186V184H239V182L241 181L242 182V180H244L245 181V183L243 184L244 185V187H243V185L241 186V187H243L242 189H241V192H240V190L238 189V191L244 196V201H245V203L246 204H243L242 205V207L244 206V208L246 207V208H248V209H252V214H253V216H254V218H255V220H254V229H253V231L251 232L250 230V232L251 233H245V231H247L248 229H246L245 227L243 228V227H241V229H240V226H239V224L236 222L237 220L236 219H233L234 218V216L235 217H237L236 215H237V212H238V207L242 210V208L240 207V206H235V205H233L232 204V206L230 205H228L229 207H226V208H222V206L221 205H218V204H214V202H213V200L211 199V198H206V197H204L203 196V188H201V190H199V188L200 187H202L201 185L203 184V181H202V179L201 178H199V179H197V180H194L193 179V177L195 176V178H197L198 176L197 175H199L198 173L196 174V172L195 171H197V170H191L192 169V167H193V165H190V166H192L191 167V169H189L188 168V166L186 165V163H185V161L186 160H183L182 162H183V164H185V165H183L182 167H180L181 168V171H183V174H185L184 176L185 177H183V175L179 172V167L176 165L175 166V164L173 165L172 164V161L174 160L173 158V160L172 161H170V158L172 157V155H171V157H168V156H166V157H168V159L169 160H167L166 158H164V159H166V160H163V158H160L161 156H160V154L158 153V154H154L153 155V157H152V159L153 160H151L152 161V163L153 164H148L147 166H145V167H143L142 166V168H140L141 167V165H140V167L139 166H137V167H139L140 168V170L141 169H143L142 171H141V173H144V174H141L140 176H141V178L140 179H138V183L137 184H135V183H133V184H135V188H134V190H131V191H133L134 192V194H131V196H129V200H128V202L127 203H123L122 201H120V202H122V207H121V209H122V213H125L127 216H130V215H134L135 216V218H137V220H141V216L142 215H144V217H146V219L148 220L149 219V221L151 220V217H152V219H154V220H152L151 221V223L149 224V225H151V226H154V228L155 229H158V231H160L161 232V234H164L161 238H163V240H162V242H160L161 243V245H159V246H161V247H164L163 248V250L159 253L158 252V241L157 240H153V239H150V240H148L146 243H145V245L143 244V246H140L141 248H139V253H137V255H139V257L138 258H136V260L135 261H138V263L137 264H221V262L220 261H224V260H226V248H236V246H237V244L239 243V241H243V240H241V238L242 237H244V238H246L245 239V244H247V245H253V244H255V242H258L260 239L261 240H264V230L263 231H260L259 232V230L260 229H263L264 228V172L262 171V169H260V167H262V166H260L258 163V165L256 166L257 167V169H258V171L260 172V171H262V173L260 174L259 173V175H258V177L257 178H259V179H252L251 177H250V169H249V167H243V169H242V166H240V163H237V161L238 162H240V160L238 159H236L237 157H235L234 156V153H241L240 151L238 152L237 151V149H235L234 147H232L231 146V141H232V139H233V141H234V139H236V141L238 140V142H242V140H243V142H252V141H254V139L253 138H255V137H257L258 136V129H256L255 128V124H253V122H255V121H253L254 119L253 118H255L256 116L254 115L255 113H254V111L256 110V108L255 109H252L251 110V112L249 113V114H251V113H254V114H251V116H248L247 118H245L246 117V115L244 116V115H242V113H240L241 111H235V110H233V111H231L232 110V107H233V104H220V105H222L221 107L219 106V108H218ZM248 105V104H247ZM252 105V104H251ZM250 105V106H251ZM254 105V104H253ZM18 106V105H17ZM20 106V105H19ZM242 106H243V104H242ZM241 106V107H242ZM254 106H256V105H254ZM263 106V105H262ZM15 107H16V105H15ZM14 107V108H15ZM21 107V106H20ZM16 108V109H13V110H10L8 113H7V115L6 116H4L5 117V122L4 123H6V121L8 120L9 121V119H13V117H19L20 115H22V114H24L25 112H27V110H28V108L26 107V109H23L22 107L21 108ZM23 107H24V105H23ZM32 107H33V105H32ZM42 107V106H41ZM140 107V106H139ZM181 107V106H180ZM188 107V108H189ZM237 107V106H236ZM10 108V107H9ZM12 108V107H11ZM10 108V109H11ZM147 108V107H146ZM185 108H186V106H185ZM243 108H244V112H246V108L247 107H244L243 106ZM259 108V107H258ZM257 108V109H258ZM263 108H264V106H263ZM33 109V108H32ZM44 109V108H43ZM83 109V108H82ZM144 109V108H143ZM208 109V110H209ZM213 109H215V108H213ZM239 109V108H238ZM240 109H242V108H240ZM239 109V110H240ZM247 109H250V108H247ZM45 110V109H44ZM54 110V109H53ZM56 110V109H55ZM85 110V109H84ZM132 110V109H131ZM149 110V109H148ZM182 110V109H181ZM237 110V109H236ZM30 111V110H29ZM34 111V110H33ZM91 111V110H90ZM140 111H142L141 109H140ZM191 111V110H190ZM214 110H212V112H213ZM262 111V110H261ZM57 112V111H56ZM198 113H201V112H199V111H197ZM196 112V113H197ZM209 113L211 112L210 110L208 111ZM248 112V111H247ZM50 113H52V112H50ZM192 113H194V112H192ZM206 113L207 112H205V115H206ZM257 113V112H256ZM27 114V113H26ZM54 114V113H53ZM52 114V115H53ZM140 112H139V116H140ZM152 114V113H151ZM150 114V115H151ZM154 114V113H153ZM152 114V115H153ZM162 114V113H161ZM186 114V113H185ZM195 114V113H194ZM204 113H202V115H203ZM210 114H212V113H210ZM244 114V113H243ZM248 114V113H247ZM50 115V114H49ZM58 115V114H57ZM85 115V114H84ZM135 115H137V114H135ZM135 115L133 116V118L135 117ZM149 115V114H148ZM151 115V116H152ZM165 115V114H164ZM183 115H184V113H183ZM189 115H190V113H189ZM252 115L254 116L253 118H251L252 117ZM147 116V115H146ZM144 117V118H148V117ZM154 116H155V114H154ZM180 116V115H179ZM186 116H188V114L187 115H185L184 117H186ZM192 116V115H191ZM198 116V115H197ZM210 116V115H209ZM227 116V117H226ZM115 117V116H114ZM163 117H165V116H163ZM20 118V117H19ZM82 118V117H81ZM132 118V119H133ZM152 118H154V117H151L150 119H152ZM168 118V117H167ZM180 118V117H179ZM182 118V117H181ZM192 118V117H191ZM22 119V118H21ZM106 119V118H105ZM160 119V118H159ZM171 119V118H170ZM178 119V118H177ZM123 120V119H122ZM130 120H131V118H130ZM137 120V119H136ZM136 120H131V128L129 129L130 130V135L131 136H136L137 134H139V135H142V132H143V130H144V135H145V133H147V131H145V127H144V123L143 124H141V123H138L139 122V120L138 121H136ZM140 120H141V118H140ZM172 120V119H171ZM174 120V119H173ZM181 120V119H180ZM184 120H186V119H184ZM20 121V120H19ZM116 121V120H115ZM149 121V120H148ZM159 122H160V120H158ZM166 121V120H165ZM176 121H178V120H176ZM183 121V120H182ZM10 122V121H9ZM117 122V121H116ZM184 122V121H183ZM3 123V124H4ZM103 123V122H102ZM149 123H152V122H150L149 121ZM174 123V122H173ZM8 124V123H7ZM7 124H5V125H7ZM117 124V123H116ZM122 124V123H121ZM13 125V124H12ZM16 125V124H15ZM255 125V126H254ZM116 126V125H115ZM121 126V125H120ZM130 126V125H129ZM148 125H146V127H147ZM149 126H151L150 124H149ZM170 127H171V124L169 125ZM260 126V125H259ZM60 127V126H59ZM155 127V126H154ZM173 127V126H172ZM173 127V128H174ZM54 128V127H53ZM118 128V127H117ZM120 128V127H119ZM149 128V127H148ZM157 128V127H156ZM106 129V128H105ZM115 129V128H114ZM125 129V128H124ZM57 130V129H56ZM115 130H117V131H115ZM114 131H112L113 133H110V135L111 134H113V136H110V137H113L114 138V140H115V142L117 141H121V139L119 138L120 136H122V135H120V134H122L121 132H123V131H119L118 129H115ZM147 130V129H146ZM149 130V129H148ZM169 130V129H168ZM103 131V130H102ZM98 132V131H97ZM109 132V131H108ZM124 133V132H123ZM128 133V132H127ZM126 133V134H127ZM169 133V132H168ZM262 133V132H261ZM261 133H259V134H261ZM165 134V133H164ZM164 134H162L161 136H163ZM129 135V136H130ZM139 135H137V136H139ZM150 135V134H149ZM124 136V135H123ZM146 136H147V134H146ZM167 136H169V135H167ZM171 136V135H170ZM169 136V137H170ZM51 137V136H50ZM109 137V138H110ZM113 138H111V140H112V142H113ZM119 138V139H118ZM131 138V137H130ZM134 138V137H133ZM171 138V137H170ZM169 138V139H170ZM258 138V137H257ZM136 139H137V137H136ZM142 139V138H141ZM166 139H168L167 137H166ZM239 139H241L240 141H239ZM253 139V140H252ZM256 139V138H255ZM53 140V139H52ZM51 140V141H52ZM102 140V139H101ZM138 140V139H137ZM151 140V139H150ZM165 140V139H164ZM171 140V139H170ZM260 140V139H259ZM110 141V140H109ZM184 141H186V142H184ZM232 141V142H233ZM114 142V143H115ZM125 142V141H124ZM137 142V141H136ZM184 142V143H183ZM255 142H256V140H255ZM264 142V141H263ZM113 143V144H114ZM121 143V142H120ZM130 143H131V141H130ZM157 143V142H156ZM235 143V142H234ZM234 143H232V144H234ZM257 143V142H256ZM254 144L253 146H255L256 145V147L258 146L259 147V145H257V144ZM44 144V143H43ZM59 144V143H58ZM111 144V143H110ZM109 144V145H110ZM113 144H111V145H113ZM117 144V143H116ZM122 144V143H121ZM145 144V143H144ZM172 144V143H171ZM169 145L168 147H170V146H172V145ZM261 144V143H260ZM263 144V143H262ZM46 145H48L47 143H46ZM46 145H43V146H46ZM50 145V144H49ZM106 145H108V144H101L99 147H97V148H99V155L100 156H102V157H106V154L107 153H109V155H110V157L108 156V154H107V156H108V158L109 159H105L104 161H102V160H100L101 162H99L98 163V165H97V167H96V169L95 170H91L90 169V171H92L91 173L93 174V178H94V181L96 182V183H100V181H102V179H107V178H109V181L110 180H112V178H114L113 177V173H114V171L112 170V166L113 167H115L114 165H111V164H113L112 163V161L114 160L113 159V157H114V155H112L113 153H115V150L116 149H121L120 148V145H118L119 147H117V145L116 146H111V147H108V146H106ZM153 145V144H152ZM238 145V144H237ZM241 145H242V143H241ZM264 145V144H263ZM37 146V145H36ZM147 146V145H146ZM163 146H165V145H163ZM182 146H184V145H182ZM181 146V147H182ZM233 146H236V144L235 145H233ZM50 147V146H49ZM166 147V146H165ZM164 147V148H165ZM180 147V148H181ZM262 147H264V146H262ZM261 147V148H262ZM5 148V147H4ZM41 148V147H40ZM43 148V147H42ZM41 148V149H42ZM96 148V147H95ZM94 148V149H95ZM174 148V147H173ZM173 148H171V149H173ZM179 148V149H180ZM187 148V149H188ZM234 148V150L232 151V149ZM240 148V147H239ZM242 148H244V147H242ZM261 148L260 149H258L257 148V152H261L260 153V157L258 156V158H260L261 160L264 158V153L262 152V151H260L261 150ZM29 149V148H28ZM45 149V148H44ZM59 149V148H58ZM93 149V150H94ZM143 149V148H142ZM167 149V148H166ZM178 149V148H177ZM245 149V151H242V153L240 154V155H242V156H239V157H245V159L247 160V157L249 158V156L254 152V153H256V149H253V148H251V145H247V147L246 148H244ZM243 149V150H244ZM263 149V151H264V148H262ZM19 150V149H18ZM33 150V149H32ZM36 150V149H35ZM51 150V149H50ZM60 150V149H59ZM58 150V151H59ZM62 150V149H61ZM150 150V149H149ZM161 150V149H160ZM160 150H159V152H160ZM170 150V149H169ZM182 150V149H181ZM239 150V149H238ZM259 150V151H258ZM21 151V150H20ZM28 151L29 150H26V154L25 153H21V152H18L17 151V153L19 154V153H21L20 154V157H19V161L17 162H15V160L13 159V161L15 162L13 165H12V160L10 161V163H9V161H2L3 163V178H4V184L3 185H1L2 187L0 188V195L1 196H3L2 197V199L3 198H5V200L6 201H4L3 203H7L8 204V200H9V198H10V196H12V192H13V189H14V187L15 186H18V184L16 183V182H14V183H16L17 185H15L13 182L11 183V182H7V180H9V179H12V176H13V174H15L16 172L18 173V172H21V170H25V174L26 173H29L26 169H25V163L27 162H29L30 160H29V157H32L31 156V154H30V152L28 153ZM119 151V150H118ZM146 151V150H145ZM144 151V152H145ZM162 151V150H161ZM164 151V150H163ZM166 151V150H165ZM179 151V150H178ZM22 152H23V150H22ZM37 152V151H36ZM94 152V151H93ZM153 152V151H152ZM168 152H170V151H168ZM175 153L177 152V151H174ZM180 152H182V151H180ZM185 152H187V151H185ZM16 153V152H15ZM31 153H32V151H31ZM54 153V152H53ZM263 153V154H262ZM8 154V153H7ZM11 155H12V153H10ZM9 154V155H10ZM32 154H34V153H32ZM56 154V153H55ZM98 154V152L96 153V155ZM115 154H117V153H115ZM174 154V153H173ZM177 154V153H176ZM185 154H187V153H185ZM237 154H235V155H237ZM238 154V155H239ZM257 154V153H256ZM259 154V153H258ZM261 154L263 155L262 157H261ZM36 155V154H35ZM35 155H34V157H35ZM39 155V154H38ZM38 155H36L37 157H39ZM51 155V154H50ZM112 155V156H111ZM135 155H137V154H135ZM144 155V154H143ZM148 155V154H147ZM163 155V154H162ZM165 155H169V154H165ZM182 155V154H181ZM188 155V154H187ZM57 156V155H56ZM94 156H95V153H94ZM131 156V155H130ZM140 156V155H139ZM164 156V155H163ZM175 156L176 155H173V157L175 158ZM178 158H179V153H178ZM183 156H184V154H183ZM186 156V155H185ZM253 156V155H252ZM10 157V156H9ZM9 157L7 158L8 160H9ZM13 157V156H12ZM34 157H33V159H34ZM96 157V156H95ZM104 157V158H105ZM118 157V156H117ZM136 157V156H135ZM238 157V158H239ZM36 158V157H35ZM100 157L98 156V159H99ZM107 158V157H106ZM125 158V157H124ZM131 158V157H130ZM147 158H148V156H147ZM185 158V157H184ZM183 157H182V159H184ZM251 158H254V157H251ZM16 159V158H15ZM63 159H66V158H63ZM68 159V158H67ZM111 159V160H110ZM177 159V158H176ZM241 159H243V158H241ZM255 159H257V157L255 156ZM29 160V161H28ZM31 160H32V158H31ZM40 160V159H39ZM46 160V159H45ZM62 160V159H61ZM181 160V159H180ZM237 160V161H236ZM250 160V159H249ZM259 160V159H258ZM36 161V160H35ZM44 161V160H43ZM69 161H70V159H69ZM68 161V162H69ZM248 161V160H247ZM252 161V160H251ZM255 161H257V160H255ZM260 161V160H259ZM148 162V161H147ZM174 162V161H173ZM179 162V161H178ZM242 162V161H241ZM253 162V161H252ZM261 162H263V161H261ZM43 163V162H42ZM61 163V162H60ZM138 163V162H137ZM175 163V162H174ZM189 163V162H188ZM247 163V162H246ZM250 163V162H249ZM59 164V163H58ZM95 164H97V162L95 163ZM115 164V163H114ZM133 164V163H132ZM248 164V163H247ZM263 164H264V162H263ZM45 165V164H44ZM68 165V164H67ZM136 165V164H135ZM246 165V164H245ZM252 165V164H251ZM254 165H255V163H254ZM52 166V165H51ZM248 166V165H247ZM72 167V166H71ZM127 167V166H126ZM178 167V168H177ZM199 167H197V168H199ZM204 167H203V169H204ZM252 167V166H251ZM264 167V166H263ZM43 168V167H42ZM116 168V167H115ZM128 169H127V171H129V172H131L130 170H135L134 168H136L135 166H134V164L133 165H129V167H127ZM139 168H136L137 170L139 169ZM253 168H255V167H253ZM31 169V168H30ZM114 169V168H113ZM188 169L190 170V171H192V172H189L188 171ZM204 169V170H205ZM49 170V169H48ZM80 170V169H79ZM139 170V171H140ZM199 170V171H200ZM33 171V170H32ZM43 171H45V170H43ZM57 171V170H56ZM116 171V170H115ZM126 171V172H127ZM202 171V170H201ZM257 171V170H256ZM198 172V171H197ZM252 172V171H251ZM44 172H42V174H43ZM47 173H48V171H47ZM120 173V172H119ZM133 173V172H132ZM136 173H138V172H136ZM135 173V174H136ZM19 174V173H18ZM37 174V173H36ZM181 174V175H180ZM187 174V175H186ZM256 174H258V173H256ZM44 175V177H45V173L43 174ZM48 175V174H47ZM126 175V174H125ZM205 175V174H204ZM210 175V176H211ZM16 176H17V174H16ZM33 176V175H32ZM90 176H92V175H90ZM118 176V175H117ZM133 176V175H132ZM139 176V175H138ZM207 176H209V175H207ZM252 177H253V175H251ZM35 177H37V176H35ZM199 177H201V176H199ZM14 178V177H13ZM32 178V177H31ZM42 178V177H41ZM111 178V179H110ZM205 178H207V177H205ZM16 179H17V177H16ZM20 179V178H19ZM23 179V178H22ZM129 179H132V178H129ZM134 179H135V177H134ZM136 179H137V177H136ZM242 179V180H241ZM251 179L253 180V181H251ZM15 180V179H14ZM13 180V181H14ZM206 180V179H205ZM3 181V180H2ZM11 181V180H10ZM16 181V180H15ZM52 181V180H51ZM93 181V180H92ZM117 181V180H116ZM116 181H114V182H116ZM129 181V180H128ZM127 181V182H128ZM192 181H194V182H192ZM213 181V182H214ZM44 182H46V180L44 179ZM48 183L50 182V181H47ZM46 182V183H47ZM105 182V181H104ZM113 182V181H112ZM130 182V181H129ZM133 182V181H132ZM220 182H217V185H219L218 183H220ZM47 183V184H48ZM51 183V182H50ZM55 183V182H54ZM74 183V182H73ZM111 182H109V184H110ZM205 183V182H204ZM208 183H211V182H208ZM52 184V183H51ZM84 184V183H83ZM95 184V183H94ZM102 184V183H101ZM130 184V183H129ZM213 184V183H212ZM214 184H216L215 182H214ZM239 184V185H238ZM49 185V184H48ZM105 185H107V183L105 182ZM113 185V184H112ZM189 185H190V187H189ZM221 186V187H225V186ZM81 186V185H80ZM84 186V185H83ZM103 187L101 188V190L105 187L104 185H102ZM108 186V185H107ZM131 186V185H130ZM189 187V189L187 190V188ZM204 186V185H203ZM207 186H209V185H207ZM206 186V187H207ZM211 186V185H210ZM232 186V185H231ZM44 187H46V184L44 183L43 185L42 184H40V186H39V188L40 189H37L39 192H41V193H44L43 191H45L44 190ZM49 187V186H48ZM69 187V186H68ZM65 188L64 189V191H63V195H62V199L60 200L61 202H63L62 200H64L66 203L68 202V203H70V204H72V206H74L76 209H77V211L79 212H77L78 213V215L76 214H74V209L75 208H72L73 209V213L71 212V211H66L65 210V213L63 214L62 212V214H63V217H64V221H63V218H61L62 220L61 221H63L64 222V227H65V229H64V232L62 233H58L59 235H57L56 236V238H55V241L57 240H61V239H63L64 237H65V234H66V230L68 231H70L71 229H72V227H74V225L76 224V223H80V224H84L85 222L87 223V220H88V217H90L89 216V214H90V210L93 208V206H95V202L92 200V198H90L89 196H88V194L86 193V187L84 186V187H75L74 188V184H73V187H71V188ZM122 187V186H121ZM156 188L155 189V191H150V189L151 188ZM185 187H187V188H185ZM205 187V186H204ZM212 187H213V185H212ZM234 187V186H233ZM47 188V187H46ZM132 188V187H131ZM184 188L187 190V191H190V192H188V194L189 195H187L186 197H184L183 199H181L180 197V195L182 194V192H183V190H184ZM211 188V187H210ZM218 188H219V186H218ZM230 188V187H229ZM229 188L228 187H226V189L224 188V190H226V192H227V189H228V191H229ZM232 188V187H231ZM237 188H235V189H233V190H235L234 191V195L233 196H235L236 194H237V192H236V189ZM42 189V190H41ZM52 189V188H51ZM108 189V188H107ZM208 190H209V188H207ZM213 189V188H212ZM222 189V188H221ZM35 190V189H34ZM36 190V191H37ZM48 190V189H47ZM106 190V189H105ZM124 190V189H123ZM126 190V189H125ZM128 190V189H127ZM206 189H204V191H205ZM214 190V189H213ZM218 190V189H217ZM131 191H129V192H131ZM149 191L151 192V193H153V196H154V194H155V197L157 196L158 197V201H157V203H156V206H154V205H152V206H154L155 208H152L151 210L153 211V212H151V213H149V210H148V206L147 205H149V204H147V203H149V202H151V200L150 201H148L147 202V200H149L148 199V196L147 195H149ZM215 191V190H214ZM219 191V190H218ZM220 191H222V190H220ZM219 191V192H220ZM231 191H232V189H231ZM231 191H229L230 193H224V191H223V193L224 194H231L232 192ZM30 192V191H29ZM46 192V191H45ZM154 192H156V193H154ZM205 192H207V191H205ZM210 194H211V192L210 191H208ZM235 192H236V194H235ZM28 193V192H27ZM32 193H34V192H32ZM51 193V192H50ZM113 193V192H112ZM127 193V192H126ZM151 193H150V195H151ZM184 193V192H183ZM217 193V192H216ZM215 193V194H216ZM239 193V194H240ZM14 194H15V192H14ZM34 194H37V192H35ZM33 194V195H34ZM39 195H40V193H38ZM129 195H130V193H128ZM185 194V193H184ZM221 194V193H220ZM224 194H221V195H224ZM21 195V194H20ZM33 195H31V196H33ZM56 195V194H55ZM149 195V196H150ZM207 195H209V194H207ZM30 196V195H29ZM153 196L151 195V198L150 199H152L153 198ZM184 196V195H183ZM214 196V195H213ZM220 196V195H219ZM225 196H228L229 197V195H225ZM225 196L223 197L222 196V198H225ZM231 196V195H230ZM239 196V195H238ZM16 197H18V196H16ZM25 197V196H24ZM35 197V196H34ZM38 197H40V196H36L33 200H32V204H33V206L31 205V207H35V210L33 209H29V207H27L28 209H29V211L28 212H30V213H34L35 211L37 212V209L39 208V205L41 206L42 205V203L38 200L39 198ZM41 197H42V195H41ZM154 197V198H155ZM156 197V198H157ZM209 197V196H208ZM218 197V196H217ZM28 199L30 198L31 199V197H27ZM45 198V197H44ZM155 198V199H156ZM214 198V197H213ZM236 198H237V196H236ZM1 199V200H2ZM16 199V198H15ZM42 199V198H41ZM40 199V200H41ZM53 199V198H52ZM111 199V198H110ZM113 199V198H112ZM126 199H128V198H126ZM217 199V198H216ZM221 199V198H220ZM226 199V198H225ZM229 199V198H228ZM235 199V198H234ZM14 200V199H13ZM26 200V199H25ZM43 200V199H42ZM58 200V199H57ZM243 200H241V201H243ZM29 201H31V200H29ZM54 201V200H53ZM153 201H155L156 202V200H153ZM218 201V200H217ZM216 200H215V202H217ZM220 201V200H219ZM232 201V200H231ZM237 201V200H236ZM234 202V203H237V202ZM25 202V201H24ZM43 202V201H42ZM145 202H147V203H145ZM2 203V202H1ZM0 203V204H1ZM10 203V202H9ZM29 203V202H28ZM27 202H26V204H28ZM39 203H41V204H39ZM58 202H56V204H57ZM105 203V202H104ZM112 203V202H111ZM117 203V202H116ZM115 203V204H116ZM196 204L197 205V207H198V211H200L201 212V214L203 215L202 216V219H200L201 217H199V219L200 220H202V221H204L205 220V222H206V224H207V227H208V229H209V231H206V229H201V228H199V227H201L200 225H199V223L201 224V222H199V223H197V225L196 224H192L191 225V228H190V231L192 230V233H193V236H194V239L195 240H197L196 242H198L197 244H202V246H201V249H199L198 250V252H196V255H194L195 256V259L192 261L191 259L189 260L188 258V260H184V259H182V258H178V259H176V260H174V258L173 259H171V257L172 256H170V254H168L169 253V250H168V248H167V245H168V241H166V239L167 238H169L171 235H169V233L167 232V231H169L168 230V226L166 225V224H164V221L166 220L165 218H168V217H165V216H169V215H171V217L169 216V218H174V217H176V213H175V209H176V206L177 205H181V207H182V209H183V206H187L188 207V205H191V204ZM228 204L229 203H231V202H227ZM13 204V203H12ZM15 204V203H14ZM14 204H13V206H14ZM16 204H17V202H16ZM15 204V205H16ZM30 204V203H29ZM59 204V203H58ZM57 204V205H58ZM119 204V203H118ZM147 204V205H146ZM224 204V203H223ZM6 205V204H5ZM24 205V204H23ZM183 205V206H182ZM226 205V204H225ZM240 205H241V203H240ZM2 206V205H1ZM3 206H4V204H3ZM13 206H12V208L11 209H13ZM18 206V205H17ZM16 206V207H17ZM21 206V205H20ZM42 206H44V205H42ZM108 206V205H107ZM141 206H142V208H141ZM5 207V206H4ZM3 207V208H4ZM15 207V206H14ZM21 207H23V206H21ZM45 207V206H44ZM44 207H42L43 209H44ZM61 207V206H60ZM63 207V206H62ZM61 207V208H62ZM66 207V206H65ZM68 207L70 208V206L68 205ZM100 207H102V206H100ZM97 208V205L95 206V208H96V213L98 214V216H100L99 217V220H108V221H110V218H109V215H108V213H109V211H107V212H105L104 213V211L105 210H102V208ZM116 207V206H115ZM178 207V206H177ZM180 207V208H181ZM191 207V206H190ZM189 207V208H190ZM224 207V206H223ZM2 208V207H1ZM5 208H7V206L5 207ZM24 208V207H23ZM26 208V207H25ZM185 208V207H184ZM244 208H243V211H245V213H246V211L247 210H244ZM10 209V210H11ZM19 209H21V208H19ZM19 209H16V208H14V210L12 211H10L11 213L13 212V214H10V215H13V217H14V220H15V223H14V225H11V227H10V223H9V227L7 228V230H6V233H5V237L4 238H2V240H3V247H2V252H1V254H0V264H21V262L20 261H16L15 259H16V257L17 256H21L20 254L23 252L22 250H24V248H26V246H28L29 248H30V251H31V253H32V256L34 257H37V255L39 254V256H40V253H38L39 252V249H37V247L40 245L39 243H41L40 242V239L38 238L39 237V235L37 236V232L38 231H36V228L38 229V228H40V226H37V227H35L34 226V224H31V225H28L27 227H28V229H27V233H28V235L27 236H25L26 238H24V240H22L23 241V243H21L20 242V239H19V235L20 234H23V226H20L21 225V222L23 221L22 220V218H20V217H22V216H18L19 214H18V210ZM56 209H57V206H56ZM94 209V208H93ZM239 209V210H240ZM42 209H40L39 211H41ZM107 210V209H106ZM120 210V209H119ZM179 210V209H178ZM192 210V209H191ZM195 210L197 211V209L195 208ZM7 211H9V209H7ZM22 211H23V209H22ZM34 211V212H33ZM46 211V210H45ZM121 211V210H120ZM21 212V211H20ZM19 212V213H20ZM24 212H26V210H24L22 213H24ZM35 212V213H36ZM47 212V211H46ZM192 212V211H191ZM190 212V213H191ZM9 213V212H8ZM21 213V214H22ZM30 213L28 214V215H30ZM34 213V214H35ZM43 212L41 211V214H42ZM178 213V212H177ZM193 213V212H192ZM192 213H191V215H192ZM196 213V212H195ZM38 214H40V213H38ZM40 214V215H41ZM44 214V213H43ZM57 214V213H56ZM164 215V216H163ZM239 215H240V213H239ZM244 215V214H243ZM246 215V214H245ZM251 215V214H250ZM4 216V215H3ZM35 216H36V214H35ZM39 216V215H38ZM47 216V215H46ZM52 216V215H51ZM190 216V215H189ZM33 217H34V215H33ZM33 217H31V218H33ZM37 217V216H36ZM62 217V216H61ZM119 217V216H118ZM163 217H165L164 219H163ZM240 217V216H239ZM26 217H24V219H25ZM29 217H27V219H28ZM51 218V217H50ZM56 218H58L57 216H56ZM253 218V217H252ZM253 218V219H254ZM35 220H36V218H34ZM53 219V218H52ZM59 219V218H58ZM57 219V220H58ZM91 219V218H90ZM125 219V218H124ZM180 219V218H179ZM198 219V218H197ZM251 219V218H250ZM26 220V219H25ZM29 220H30V218H29ZM29 220H28V223H30L29 222ZM34 220V221H35ZM98 220V219H97ZM98 220V221H99ZM111 220H113V219H111ZM127 220V219H126ZM135 220V219H134ZM143 220V219H142ZM170 220V219H169ZM178 220V219H177ZM234 220H236V221H234ZM56 221V220H55ZM54 221V222H55ZM61 221H59V222H61ZM97 221V222H98ZM128 221V220H127ZM132 221V220H131ZM144 221V220H143ZM4 222V221H3ZM25 221H23V223H24ZM47 222H48V220H47ZM46 222V223H47ZM59 222L58 221H56L55 222V226L56 227H58L59 228V226H58V224H59ZM106 222V221H105ZM129 222V221H128ZM161 222H163L162 224H161ZM167 222H168V220H167ZM166 222V223H167ZM197 222V221H196ZM240 222V221H239ZM2 223V222H1ZM4 223H6V222H4ZM44 223V222H43ZM57 223V224H56ZM89 223V222H88ZM87 223V224H88ZM93 223V222H92ZM104 222L102 221V223H100V224H103ZM112 223V222H111ZM124 223V222H123ZM131 223H134V222H131ZM131 223H130V225H131ZM141 223V222H140ZM171 223H173V222H171ZM244 223V222H243ZM242 223V224H243ZM26 224V223H25ZM53 224V223H52ZM82 224V225H83ZM90 224V223H89ZM126 225H127V223H125ZM136 224H139V223H136ZM160 224H161V226H160ZM242 224H240V225H242ZM37 225V224H36ZM42 225H44V224H42ZM46 225V224H45ZM62 225V222H61V226H63ZM97 224H95V226H96ZM129 225V226H130ZM140 226H141V224H139ZM144 225V224H143ZM168 225H170V224H168ZM199 225V227H197ZM245 225V224H244ZM248 225V224H247ZM53 227L54 229L56 228V227ZM60 226V227H61ZM76 226V225H75ZM89 226V225H88ZM115 226V225H114ZM132 226H134L133 224H132ZM132 226L131 227H129V228H131L132 229ZM180 226V225H179ZM243 226V225H242ZM2 227V226H1ZM27 227H25V228H27ZM63 227V228H64ZM119 227H121V226H119ZM136 227V226H135ZM143 227V226H142ZM149 227V226H148ZM171 227V226H170ZM247 227V226H246ZM24 228V229H25ZM126 228V227H125ZM127 228H128V225H127ZM146 228V227H145ZM152 228V227H151ZM202 228H204V227H202ZM1 229V228H0ZM3 229V228H2ZM114 229H115V227H114ZM133 229H134V227H133ZM153 229V228H152ZM239 229V230H238ZM243 229H246L245 231H243ZM250 229V228H249ZM40 230V229H39ZM41 230H42V228H41ZM77 230V229H76ZM90 230V229H89ZM99 230H100V228H99ZM149 230V229H148ZM147 230V231H148ZM238 230V231H237ZM55 231H56V229H55ZM63 231V230H62ZM88 230H86V232H87ZM94 231V230H93ZM145 231V230H144ZM188 231V230H187ZM51 232V231H50ZM89 232V231H88ZM128 232V231H127ZM138 232V231H137ZM176 232H177V230H176ZM3 233V232H2ZM26 233V234H27ZM104 233V232H103ZM115 233V232H114ZM150 233H152V230H151V232ZM158 233V232H157ZM166 233H168V236H167V234ZM182 233V232H181ZM187 233V232H186ZM191 233V232H190ZM263 233V234H262ZM25 234V233H24ZM40 234V233H39ZM74 234V233H73ZM118 234H119V232H118ZM123 234V233H122ZM127 233H125V235H126ZM175 234V233H174ZM67 235V234H66ZM71 235V234H70ZM78 236H79V234H77ZM124 235V236H125ZM128 235V234H127ZM131 235V234H130ZM130 235L128 236V237H130ZM157 235V234H156ZM190 236H191V234H189ZM73 236V235H72ZM81 236V235H80ZM136 236V235H135ZM158 237H159V234L157 235ZM175 236V235H174ZM188 236V235H187ZM249 236V240H248V237ZM23 237V236H22ZM41 237V236H40ZM126 237V236H125ZM127 237V238H128ZM176 237V236H175ZM182 237V236H181ZM69 238H70V236H69ZM155 238H156V236H155ZM154 238V239H155ZM189 238V237H188ZM192 238V237H191ZM190 238V239H191ZM64 239H66V238H64ZM84 239V238H83ZM87 239V238H86ZM137 239V238H136ZM189 239V240H190ZM193 239V238H192ZM191 239V240H192ZM1 240V239H0ZM104 240V239H103ZM144 240V239H143ZM189 240H187V241H189ZM86 241V240H85ZM92 241V240H91ZM172 241H174V240H172ZM171 241V242H172ZM177 241V240H176ZM47 242V241H46ZM81 242V241H80ZM88 242V241H87ZM191 242V241H190ZM192 242H193V240H192ZM195 242V241H194ZM43 243V242H42ZM126 243H128V242H126ZM133 243V242H132ZM131 243V244H132ZM174 243V242H173ZM39 244V245H38ZM134 244V243H133ZM137 244V243H136ZM172 244V243H171ZM196 244V245H197ZM103 245V244H102ZM170 245V244H169ZM189 245V244H188ZM187 245V246H188ZM190 245H191V243H190ZM88 246H90L89 244H88ZM122 246V245H121ZM172 246V245H171ZM183 246V245H182ZM194 246V245H193ZM200 246H198L197 245V247L196 248H199ZM55 247H57V245L55 244ZM54 247V248H55ZM61 247V246H60ZM129 247V246H128ZM160 247V248H161ZM177 247V246H176ZM81 248V247H80ZM133 248V247H132ZM171 248V247H170ZM181 248V247H180ZM184 248V251L186 250V248L185 247H183ZM194 248H195V246H194ZM134 249L136 250V248L134 247ZM133 249V250H134ZM179 249V248H178ZM191 249V248H190ZM215 249H217L216 251H214ZM87 250V249H86ZM115 250V249H114ZM113 250V251H114ZM138 250V249H137ZM182 250V249H181ZM188 250H189V248L187 247V251L186 252H188ZM231 250V249H230ZM254 250V249H253ZM30 251H28V252H30ZM55 251H58V250H55ZM80 251V250H79ZM90 251V250H89ZM130 251H132L131 249H130ZM129 251V252H130ZM154 251H156V253H152V252H154ZM160 251V250H159ZM171 251V250H170ZM190 251H192V250H190ZM211 251H214L215 253H216V255L213 257L212 256V254H211ZM228 251V250H227ZM250 251V250H249ZM41 252L43 253V251L41 250ZM83 252V251H82ZM109 252V251H108ZM119 252H121V251H119ZM128 252V251H127ZM176 252V251H175ZM179 252H180V250H179ZM182 252H183V250H182ZM24 253V252H23ZM68 253V252H67ZM133 253V252H132ZM181 253V252H180ZM189 253H191V252H189ZM122 254H124V253H122ZM130 254H131V252H130ZM129 253L127 254V257H129L128 255H130ZM175 254V253H174ZM179 254V253H178ZM177 253H176V256L178 255ZM186 254V253H185ZM192 254H193V252H192ZM55 256H56V254H54ZM53 255V256H54ZM126 255V254H125ZM171 255H173V252L171 253ZM182 255V254H181ZM23 256V255H22ZM24 256H25V254H24ZM38 256V257H39ZM60 257H61V255H59ZM64 256V255H63ZM75 256V255H74ZM81 256H83V255H81ZM111 257L109 258L110 260H112L113 261V257L115 256V255H113V257H112V255H110ZM122 256V255H121ZM132 256V257H131ZM136 256V255H135ZM175 255H173V257H174ZM176 256H175V258H176ZM180 256V255H179ZM58 257V256H57ZM67 258V255L66 256H64V257H61L59 260H60V262H62L61 264H70V262H69V260H68V262H67V259L65 260L64 258ZM95 257V256H94ZM98 257V256H97ZM130 257H131V259L134 257V254H132V255H130ZM182 257H184V256H182ZM188 257H190V256H188ZM238 256H236V258H237ZM22 258H24V257H22ZM40 258V257H39ZM106 258V257H105ZM190 258H192V257H190ZM194 258V257H193ZM21 259V258H20ZM28 259H29V257H28ZM27 258L26 259H24L25 261L26 260H28ZM56 259V258H55ZM121 259V258H120ZM129 259V258H128ZM131 259H130V261H131ZM134 259V258H133ZM132 259V260H133ZM35 260V259H34ZM86 260V259H85ZM107 260V259H106ZM115 260V259H114ZM124 260V259H123ZM55 261V260H54ZM81 261V260H80ZM87 261V260H86ZM103 261V260H102ZM101 261V262H102ZM118 261V260H117ZM121 261V260H120ZM134 261V260H133ZM135 261H134V263H135ZM235 261V260H234ZM35 262V261H34ZM123 262V261H122ZM220 262V263H219ZM225 262V261H224ZM27 263V262H26ZM25 263V264H26ZM39 263V262H38ZM56 263V262H55ZM86 263V262H85ZM133 263V264H134ZM28 264V263H27ZM30 264H31V262H30ZM33 264V263H32ZM45 264V263H44ZM74 264V263H73ZM124 264V263H123ZM131 264H132V261H131ZM136 264V263H135ZM223 264V263H222Z\"/></svg>",
    "mask_w": 264,
    "mask_h": 264
}]
</instances>
